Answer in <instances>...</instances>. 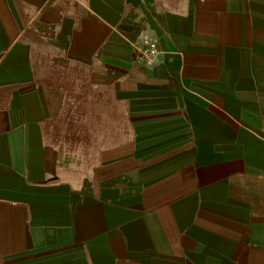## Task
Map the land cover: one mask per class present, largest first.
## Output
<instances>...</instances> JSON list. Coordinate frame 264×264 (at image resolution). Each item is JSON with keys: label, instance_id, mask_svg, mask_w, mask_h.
Listing matches in <instances>:
<instances>
[{"label": "crops", "instance_id": "obj_1", "mask_svg": "<svg viewBox=\"0 0 264 264\" xmlns=\"http://www.w3.org/2000/svg\"><path fill=\"white\" fill-rule=\"evenodd\" d=\"M0 264H264V0H0Z\"/></svg>", "mask_w": 264, "mask_h": 264}, {"label": "built area", "instance_id": "obj_2", "mask_svg": "<svg viewBox=\"0 0 264 264\" xmlns=\"http://www.w3.org/2000/svg\"><path fill=\"white\" fill-rule=\"evenodd\" d=\"M157 51V45L155 43L148 44V49L145 48L142 52L140 57L138 58L139 62L145 61L148 59L149 53H154Z\"/></svg>", "mask_w": 264, "mask_h": 264}]
</instances>
